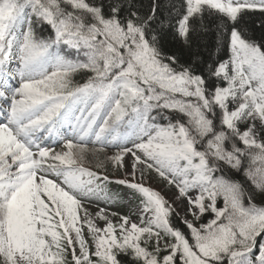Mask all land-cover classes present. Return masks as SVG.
<instances>
[{
    "label": "snow or ice",
    "instance_id": "1",
    "mask_svg": "<svg viewBox=\"0 0 264 264\" xmlns=\"http://www.w3.org/2000/svg\"><path fill=\"white\" fill-rule=\"evenodd\" d=\"M125 7L0 0V264H69V256L71 264H264V206L225 174L242 173L264 192V44L239 26L242 13H264V0H183L175 25L185 42L190 22L206 12L231 25V61L212 72L226 86L213 88L161 56L147 28L155 4L144 19L123 18ZM33 19L54 36L37 39ZM81 71L92 75L73 86ZM91 143L117 150L108 157L117 167L131 157L133 180L81 166ZM141 165L175 186L197 221L214 218L199 227L182 221L187 234L174 228L171 205L135 182ZM109 183L140 194V224L127 216L114 224L101 210L107 223L99 228L88 217L82 198L111 200Z\"/></svg>",
    "mask_w": 264,
    "mask_h": 264
},
{
    "label": "trees",
    "instance_id": "2",
    "mask_svg": "<svg viewBox=\"0 0 264 264\" xmlns=\"http://www.w3.org/2000/svg\"><path fill=\"white\" fill-rule=\"evenodd\" d=\"M114 0H91V3H103L107 10L108 5L112 4ZM127 7L122 12L123 18H128L131 12L137 13L140 19H144L152 13L153 4L156 6L155 17L152 22L147 26L148 31L155 35L158 39L156 47L159 49L161 56L176 57V63L172 65L177 71L181 68H191L196 74L203 75L207 81L206 87L213 88L215 86H226V81L221 78L213 77L212 72L219 63L229 62L231 60L230 50V36L231 30L230 23L216 14L209 15L207 12L203 18H194L191 23V30L189 33L188 42L178 35L176 30L175 21L179 14L184 11L183 0H121ZM240 30L245 39L264 44V13L259 11L244 12L241 14L239 20ZM32 28L37 39L52 38L54 36L53 30L40 21L33 19ZM66 46H61V51ZM67 56H73L72 50L65 53ZM77 59H84L83 57H76ZM167 63V59L164 60ZM92 73L81 71L72 77V85L83 84ZM172 118H176L177 113H163ZM182 118V117H181ZM160 119V117H158ZM163 122V121H161ZM89 146L97 147L94 143ZM99 147V146H98ZM107 149H114L109 146ZM103 172L111 174L109 169L103 168ZM225 174L238 181L245 193V196H251L254 203L258 206H264V192L259 191L253 184L246 179L242 173H237L232 169H225ZM141 201V197H139ZM207 202V201H206ZM245 204L247 200L245 199ZM207 204V203H206ZM222 200L217 201V207H222ZM214 218L211 212L206 213L196 220L197 227L200 224L207 223ZM184 221L180 215L172 209L171 224L174 228H179L185 234L188 229L185 227ZM167 241L171 242L172 238L167 237ZM167 253L161 252L160 255ZM69 264H71V257L69 256ZM123 264H130L127 257L121 258ZM178 264L180 262L178 261Z\"/></svg>",
    "mask_w": 264,
    "mask_h": 264
},
{
    "label": "rangeland",
    "instance_id": "3",
    "mask_svg": "<svg viewBox=\"0 0 264 264\" xmlns=\"http://www.w3.org/2000/svg\"><path fill=\"white\" fill-rule=\"evenodd\" d=\"M52 147H55L57 152L65 150L62 146H58L57 144L54 146L52 145ZM97 149L98 147L88 146V151L85 152L83 159L78 158L79 164L89 170L107 175L110 180H133V176L131 175L133 171L131 167V157H125L124 166L121 168L113 165L112 162L108 160V157L114 156L117 150L106 149L104 151H99ZM101 162H103L104 164L103 168H107L110 170V172L114 173H111L109 175L103 172V168H98L97 165ZM141 171L143 172L142 178L140 175ZM135 182L142 183L145 186H148L153 190L159 192L160 195L171 205V208L175 210L184 221L191 222L198 226L196 223V219L188 211V200L181 196L175 186L169 184L167 180L158 176L155 171L149 172L148 170L144 169L142 165L139 166L135 176ZM106 188L108 192L113 196L111 200L96 201L94 198H82L84 209L87 210L88 217L94 220L97 227L104 228L107 223L97 215L101 210L105 211V214L108 215L109 220H111L114 224L118 225L120 223L121 216H127L130 218V222L140 224V194L135 190L115 183L107 184ZM190 195H192V193H190ZM84 219L85 217L83 215V210H81V221H83ZM84 237L91 245V234L87 225L84 226ZM162 239L167 240V237H165L163 233ZM149 250H151V248Z\"/></svg>",
    "mask_w": 264,
    "mask_h": 264
}]
</instances>
